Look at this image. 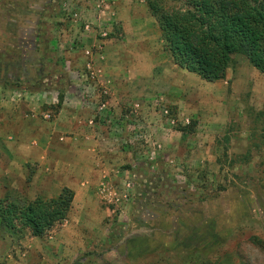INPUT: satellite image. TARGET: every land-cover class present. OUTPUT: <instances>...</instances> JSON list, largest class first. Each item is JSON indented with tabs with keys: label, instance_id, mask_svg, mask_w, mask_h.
Returning <instances> with one entry per match:
<instances>
[{
	"label": "rangeland",
	"instance_id": "rangeland-1",
	"mask_svg": "<svg viewBox=\"0 0 264 264\" xmlns=\"http://www.w3.org/2000/svg\"><path fill=\"white\" fill-rule=\"evenodd\" d=\"M154 2L171 15L189 1L0 0V57L23 48L8 45L17 41L4 39L6 26H96L104 46L123 39L119 26H148L152 17L159 28ZM145 36L151 40L142 48L152 58L142 64L155 72L141 96L145 122L136 108L111 107L107 122L95 117L96 128L85 126L106 136L99 144L79 142L72 125L49 143L52 129L44 125L56 119L64 96L41 113L29 109L44 96L15 94L11 80L21 73L9 60L0 64V208L56 198L65 188L76 197L41 236L0 224V264H264V73L236 55L223 79L208 82L174 64L160 29L146 28ZM58 39L49 33L37 49L58 55ZM55 63L37 65L43 73L32 87L43 77L51 85L75 76L56 72ZM92 81L87 75L84 84ZM91 97L68 103L87 106ZM26 120L38 125L32 136Z\"/></svg>",
	"mask_w": 264,
	"mask_h": 264
},
{
	"label": "crops",
	"instance_id": "crops-1",
	"mask_svg": "<svg viewBox=\"0 0 264 264\" xmlns=\"http://www.w3.org/2000/svg\"><path fill=\"white\" fill-rule=\"evenodd\" d=\"M155 23V20L151 17L146 19V25L148 26H119V29L122 31L120 36L123 39L104 41V46L97 45L96 43V35L98 33L96 26H74L72 22H67L66 20H62L60 26L51 29H49V26H6L7 31L5 32L6 34H3L4 39H14L17 41V44L9 43L8 45L14 47L17 45L23 48L19 49V54L12 53V55L5 54L6 51L4 53L2 51L3 56L0 57V64L6 63L9 60L11 62L10 67L15 69L17 74L21 73L19 78L16 77L11 80V82H17L16 84H18L17 86L15 84L13 88L15 89V94L21 93L20 90H22L24 92H35L37 95L44 96L43 102L39 106H27L29 109L31 108L41 113L42 108H45L44 104L48 106L54 103V97L56 100L57 96H64L56 119L52 123L44 125V127L49 128V132L50 128L52 129V134L49 136V143L52 144L53 141L55 142L60 136V133L66 127L72 125L78 134L79 142L88 141L91 144H99L106 140V136L97 133V129L89 128L87 131L85 126L88 122L96 128L98 125L93 122L95 117H102L103 119L101 121L107 122V119L110 118L111 107L119 111H131V109L136 108L138 113L141 112L139 114L143 118V122H145V116L143 115L145 105L142 102L141 96L150 93L146 91L148 88L145 86V81L147 82L153 78L155 72L151 68L152 66L145 68V65L142 64L146 58H152L149 55L150 53H147L142 47L146 43H150L151 40L145 36L146 28L148 30H153L154 28L158 32V26H153ZM54 31L61 38L58 39L59 54L55 56L48 52V48L44 52L37 49V47H42V45L47 46L44 42L47 43L48 41H45V39L49 33ZM123 33L126 34L123 35ZM51 42L52 40L49 43ZM68 42H72L71 44L74 45V52L72 54L66 52L65 47L70 46ZM129 43L136 47V50L138 49L136 54L130 51ZM24 48H27V50H24ZM97 49H102L104 53H98ZM53 61L57 63L56 66H53V68H56V72L65 73L68 70V74L75 76H68L67 78V75L64 74L66 76L55 78L54 84L51 85L45 82L43 77V82L39 87H32L34 80L37 79L39 74L42 75L43 73V68L38 70L37 65L41 62L49 64ZM0 72L2 73L3 70ZM87 75H89L91 80L96 78L97 83L92 81V83L90 82L92 85L89 83L91 86H86L84 79L87 78ZM98 83L101 84L102 89L98 86ZM86 94L92 96L90 100L85 102L88 104V109L84 103L82 105L80 104V106L77 105L80 102L68 103L70 102V97H79ZM101 94L106 95L108 98L104 96V99L100 100ZM100 110L104 113L98 114ZM125 117L132 119L129 113ZM26 128L32 136V131L38 130V125L33 123L32 120L29 122L26 120ZM86 132H90L89 135H86ZM25 138L26 136L24 135L21 139L25 140ZM48 145L52 146L50 144ZM49 148L46 147L44 154L46 157H50V151H47ZM61 191L56 198L50 199H57ZM70 191L73 193L72 190ZM75 198L73 193L72 202Z\"/></svg>",
	"mask_w": 264,
	"mask_h": 264
},
{
	"label": "trees",
	"instance_id": "trees-1",
	"mask_svg": "<svg viewBox=\"0 0 264 264\" xmlns=\"http://www.w3.org/2000/svg\"><path fill=\"white\" fill-rule=\"evenodd\" d=\"M188 1L186 10L171 15L162 3H150L175 65L214 82L224 78L232 57L240 55L264 73V0ZM72 200L73 193L63 189L57 199L9 203L0 208V224L11 229L17 224L41 236L65 217Z\"/></svg>",
	"mask_w": 264,
	"mask_h": 264
},
{
	"label": "built area",
	"instance_id": "built-area-1",
	"mask_svg": "<svg viewBox=\"0 0 264 264\" xmlns=\"http://www.w3.org/2000/svg\"><path fill=\"white\" fill-rule=\"evenodd\" d=\"M101 12L103 14H109L110 13V7H109V5H103V6H101Z\"/></svg>",
	"mask_w": 264,
	"mask_h": 264
}]
</instances>
